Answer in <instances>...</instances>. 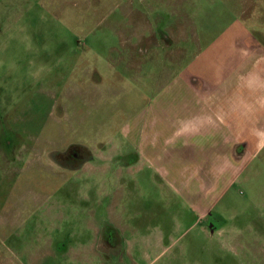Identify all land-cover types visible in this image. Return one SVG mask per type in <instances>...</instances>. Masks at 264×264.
I'll use <instances>...</instances> for the list:
<instances>
[{"label": "rangeland", "instance_id": "374dc122", "mask_svg": "<svg viewBox=\"0 0 264 264\" xmlns=\"http://www.w3.org/2000/svg\"><path fill=\"white\" fill-rule=\"evenodd\" d=\"M239 24L264 46V0H0V264H264V107L230 127L235 85L185 69Z\"/></svg>", "mask_w": 264, "mask_h": 264}, {"label": "crops", "instance_id": "0c3cea01", "mask_svg": "<svg viewBox=\"0 0 264 264\" xmlns=\"http://www.w3.org/2000/svg\"><path fill=\"white\" fill-rule=\"evenodd\" d=\"M244 26L239 24L236 28L233 30H230V38L228 39L225 37L224 42H221V36L222 34L220 33L219 37H216L212 39L207 47V51L210 52V60L213 61L212 69H208L209 65L206 63L203 65H199V70L196 69L195 71L191 70L189 66H185V69L188 70L187 75H191L192 72L196 76H198L202 82L205 84H209L210 86H217L219 85L220 89H226L228 85L234 84L230 90L224 91L225 94L229 93V98L225 97V101H229L230 103H233L235 101V107L233 106L231 108L233 112L230 111V116H229V126L233 127L234 124L237 123V119L239 116L244 115L248 116L250 115L253 110L257 108H262L264 107V82L257 83L260 78H261V72L264 70V46L263 45H258V44H253L251 42V37L252 34L249 33L243 36L240 32L245 33ZM229 32V33H230ZM239 37L244 39V43H242V46L239 47ZM248 37H250V40H248ZM224 39V38H222ZM263 41V40H262ZM219 44V46H218ZM186 55V54H185ZM185 58V56H184ZM183 58V60H184ZM210 61V62H211ZM255 61L256 64L254 63ZM217 68V69H216ZM219 69H224V71H220L218 73ZM198 73H197V72ZM261 71V72H260ZM207 72L214 73V77L209 80L207 79ZM197 73V74H196ZM219 78V79H218ZM254 79H256L257 82L254 83ZM255 84V85H253ZM236 85H240L236 87ZM259 86V87H256ZM221 90H213L215 92H221ZM232 90L234 92L232 93ZM213 92V93H215ZM207 93H209L207 91ZM231 94H234L233 97ZM216 96V95H215ZM221 101L226 103L225 101ZM216 102V100H215ZM217 105V103H216ZM224 106H227L224 104ZM241 109L242 111H239ZM226 123V121H225ZM233 125V126H232ZM138 129V128H137ZM220 130V128H214V135L215 136H178L180 139L176 143L175 147L176 150H178L179 147H189V146H195V147H204L207 141H209L211 138L214 140V144L212 145L213 148L218 147V141L222 139L223 136L217 135L216 131ZM134 131H136L134 129ZM220 133V132H219ZM258 134L261 136H250L255 138L257 143H259L261 146L264 144V130L263 131H258ZM217 135V136H216ZM239 136H229L230 141L232 138L235 139L237 143V138ZM248 139H250L248 136H246ZM161 136H123V140L121 139V148H123L124 144H127L130 148H134L138 151L140 157H144L146 160L151 159V157H162V147L160 144ZM244 137H241L239 140H243ZM230 146H232V141L230 143ZM219 149V148H218ZM123 156L122 154H118ZM207 163V161H204L203 159V164ZM122 165H119L121 167ZM203 166V165H202ZM96 169V167H95ZM124 167H121V172L123 171ZM98 171V170H97ZM111 168L107 170V172H110ZM202 180V179H200ZM206 181V179L204 178ZM204 181L202 180V185L207 187L206 183H203ZM121 184V181L119 182ZM209 188V187H207ZM78 201H75L76 203H81V200H86L89 201V198H76ZM199 205L198 212L199 214L204 217L206 212V207L202 205V201H198L196 203ZM195 204V206H196ZM203 206V209H201ZM210 214L211 212H207ZM110 224L106 222L103 225H100L99 229L101 230L102 233H106L109 231ZM106 230V232H105ZM141 234V233H140ZM111 235V234H110ZM138 237V236H137ZM144 235H140V238L137 240L145 243L147 248H151L157 245V241H150L147 240L144 242ZM156 235V239H157ZM103 243L101 246H105L108 249L113 248L112 246H117L118 243H114L115 241L113 240L112 236L109 239H102ZM136 241V240H135ZM113 242V243H112Z\"/></svg>", "mask_w": 264, "mask_h": 264}, {"label": "flooded vegetation", "instance_id": "af4514ba", "mask_svg": "<svg viewBox=\"0 0 264 264\" xmlns=\"http://www.w3.org/2000/svg\"><path fill=\"white\" fill-rule=\"evenodd\" d=\"M56 153H57V157H58V160L61 158V155H60V153H59V149L56 151ZM86 156L88 157V153L86 152L85 153V151L84 150H74V151H72L71 152V154L69 155V157H70V159H72V160H74V161H79V160H83V158L85 157L86 158ZM61 160V159H60ZM84 165V164H83ZM83 165H80L79 167L81 168ZM217 215H215V214H213V215H210L209 216V220L211 221V222H214L215 220H217ZM210 222V223H211Z\"/></svg>", "mask_w": 264, "mask_h": 264}, {"label": "water", "instance_id": "95a60500", "mask_svg": "<svg viewBox=\"0 0 264 264\" xmlns=\"http://www.w3.org/2000/svg\"><path fill=\"white\" fill-rule=\"evenodd\" d=\"M209 226L211 227V229L217 228V226L216 225L213 226V224H210Z\"/></svg>", "mask_w": 264, "mask_h": 264}]
</instances>
